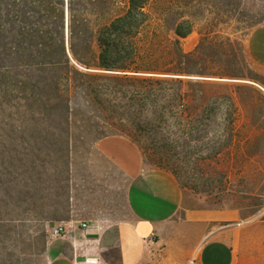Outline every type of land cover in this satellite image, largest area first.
<instances>
[{
  "label": "rangeland",
  "instance_id": "rangeland-1",
  "mask_svg": "<svg viewBox=\"0 0 264 264\" xmlns=\"http://www.w3.org/2000/svg\"><path fill=\"white\" fill-rule=\"evenodd\" d=\"M150 1L115 62L134 78L101 81L116 92L88 105L78 95L70 126L0 123V264H46L68 221L129 218V180L95 147L106 134L171 171L187 205L264 218V67L247 46L264 0Z\"/></svg>",
  "mask_w": 264,
  "mask_h": 264
},
{
  "label": "trees",
  "instance_id": "trees-1",
  "mask_svg": "<svg viewBox=\"0 0 264 264\" xmlns=\"http://www.w3.org/2000/svg\"><path fill=\"white\" fill-rule=\"evenodd\" d=\"M123 3L0 0V123L70 126L78 95L88 105L116 92L101 81L134 78L115 62L149 25L151 1Z\"/></svg>",
  "mask_w": 264,
  "mask_h": 264
},
{
  "label": "crops",
  "instance_id": "crops-1",
  "mask_svg": "<svg viewBox=\"0 0 264 264\" xmlns=\"http://www.w3.org/2000/svg\"><path fill=\"white\" fill-rule=\"evenodd\" d=\"M252 60L264 67V24L248 38ZM96 149L129 180L128 219L66 223L70 237L51 238L46 264H264V218L233 208L186 204L169 170L146 165L127 135L106 134ZM68 234V235H69Z\"/></svg>",
  "mask_w": 264,
  "mask_h": 264
},
{
  "label": "built area",
  "instance_id": "built-area-1",
  "mask_svg": "<svg viewBox=\"0 0 264 264\" xmlns=\"http://www.w3.org/2000/svg\"><path fill=\"white\" fill-rule=\"evenodd\" d=\"M80 226L83 229H86L89 225L86 221H81ZM68 231L65 225H58L56 226L53 231L50 234L51 238H58V237H70V234L68 235ZM188 264H196L195 259L190 260Z\"/></svg>",
  "mask_w": 264,
  "mask_h": 264
},
{
  "label": "water",
  "instance_id": "water-1",
  "mask_svg": "<svg viewBox=\"0 0 264 264\" xmlns=\"http://www.w3.org/2000/svg\"><path fill=\"white\" fill-rule=\"evenodd\" d=\"M67 37H68V35H67ZM67 49H68V52H69V54H70V50H69V42L67 41Z\"/></svg>",
  "mask_w": 264,
  "mask_h": 264
}]
</instances>
